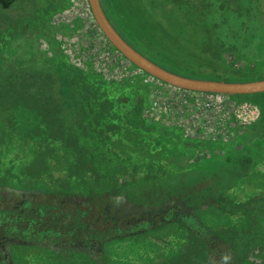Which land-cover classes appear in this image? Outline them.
<instances>
[{"label":"flooded vegetation","instance_id":"1","mask_svg":"<svg viewBox=\"0 0 264 264\" xmlns=\"http://www.w3.org/2000/svg\"><path fill=\"white\" fill-rule=\"evenodd\" d=\"M26 3L29 8H36L40 16L32 23L23 24L33 29L43 18H52L61 10L64 0H26ZM205 3L203 8L208 11L216 9L234 19L239 18L243 9L240 0H206ZM14 33L9 28L0 39V46ZM64 63L71 72V81L76 79L77 90L73 84L70 88L74 92L61 93L66 104L64 121L59 127L63 134L55 132L44 116L57 108H32L39 103L38 98L24 99L0 113L1 124L7 123L8 114L19 108L35 115L28 135L21 134L20 129L6 128L7 136L23 146L41 148L22 175L0 170V264H197L195 254L185 252L186 247L173 260L163 248L165 235L158 239L152 234L168 231L172 225L180 226V217L194 216L197 221L202 209H229L220 200L225 193L216 183L219 173L182 168L173 159L156 152L122 150L130 131L156 138L172 136L177 140L184 133L175 127L161 128L160 132L149 121L145 115V94L138 82L106 81L81 73L68 61ZM174 72L186 74V71ZM237 97L229 98L238 102ZM44 103L53 104L54 100ZM70 121L74 122L71 129ZM89 129L97 132L95 140L104 146V155L113 163L110 166L113 171H96L89 164L82 144V138L93 135ZM69 154L73 155L71 163L61 168L59 161L69 160ZM235 190L248 192L232 187L226 195ZM207 197L209 202L203 204ZM216 238L222 242L225 239ZM125 240L159 241L163 245L161 250L138 253L127 262L117 260L116 253L110 250L113 244ZM216 246V242L210 246L212 259H216L210 264L213 261L225 264L228 257L218 256ZM185 256L190 260H185ZM228 261L233 263L231 258Z\"/></svg>","mask_w":264,"mask_h":264},{"label":"rangeland","instance_id":"2","mask_svg":"<svg viewBox=\"0 0 264 264\" xmlns=\"http://www.w3.org/2000/svg\"><path fill=\"white\" fill-rule=\"evenodd\" d=\"M146 1L153 8L152 11L146 12V17L151 16L152 23L167 26L166 20L170 18H178L183 23L189 22L190 19L193 32L198 35L193 36L196 42L191 43L189 37L182 38L171 29V33L168 30L161 32L162 30L156 28L158 25H155L154 30L148 31L166 52L165 55L152 53L153 56L165 63L168 69L186 71L188 77L211 81L264 80V0H240L243 9L238 19L216 9L208 11L203 8L206 0ZM51 19L47 26L39 24L27 32L10 35L9 41L6 40L0 46V81L13 79L30 71L43 72L50 68L53 70L57 63L65 60L95 78L103 76L110 82H138L140 91L145 94V115L160 128V132L163 130L161 128L170 130L167 128L172 127L174 122L164 118L162 115L165 114L160 111H156L158 118L151 115L150 105L153 94L161 93L157 96L158 100L163 98L164 101L166 95L162 93L173 89L162 86L161 83L144 84L149 78L147 73L124 57H114L110 51V42L95 21L88 0H64L63 8ZM7 30H1L0 37ZM59 47L60 50L56 53ZM203 48L206 51L204 55L198 51L194 53L195 49ZM226 75L229 76L228 79H221ZM61 78L64 84H68V92H74L70 84L63 81L66 79L63 73ZM76 84L73 86L75 90ZM236 100L241 104L258 107L262 115L264 114V93L242 95ZM166 101L170 102L169 99ZM20 109L8 114L7 123H0V170H8L16 175H22L31 158L41 149L37 145L23 146L19 142L15 143L13 137L7 136L6 128L20 129L24 135L30 133L35 115ZM73 125L74 122L70 121L69 129ZM81 130L80 134L83 133V129ZM89 132L93 133L89 139L81 136L88 162L94 170L108 172L113 163L104 155V146L95 140L97 132L91 129ZM220 134L221 132H218V137L210 138L206 135L200 139H187L182 134L177 140L172 136L156 138L130 131L121 148L131 149V152H156L157 155L173 159L182 168L199 170L202 173L218 172L222 178L221 181L218 180V187L225 194L237 186L248 190L242 193L241 197H233L232 193V196L228 195L232 201L241 200L242 210H248L240 219L226 221L213 209H208L207 213L202 211L200 219L212 231H217L226 221V229L235 232L232 234L234 238L229 240L225 234L219 232V238H225L224 242L217 239V243L222 244L226 251L225 257H228L224 260L225 264H264V119L261 118L257 123L246 127L237 124L233 119L226 135ZM69 157V160L59 161L61 168H66L71 163L73 155L69 154ZM42 165L46 167L45 163ZM208 198L202 202L208 203ZM168 229L152 235L158 239H162V234L165 235L163 248L176 260L178 251L181 253L185 247L191 248V237L178 225H172ZM157 242L125 240L113 244L110 250L116 253L117 260L130 262L138 253L143 255L149 251L161 250L160 245L163 244ZM229 258L233 263L228 261Z\"/></svg>","mask_w":264,"mask_h":264},{"label":"trees","instance_id":"3","mask_svg":"<svg viewBox=\"0 0 264 264\" xmlns=\"http://www.w3.org/2000/svg\"><path fill=\"white\" fill-rule=\"evenodd\" d=\"M103 8L109 17L110 21L117 28V30L124 36L126 40L130 42L134 47L138 48L144 55L149 57L155 63L161 65L162 67L168 69L166 64L163 63L158 57H154L152 53H156L159 55H165L166 52L164 48L158 44L157 41L151 37V33L148 31L150 29L155 28V25H158L156 28L162 30L161 32L169 29L175 31L179 36L185 38V36L189 37V41L191 43H195L196 40L193 39V36L198 37L196 33L193 32V23L190 19L189 22L183 23L178 18H170L166 20L167 26L163 24H155L150 20V17H146L147 11H152L153 8L150 7V3L146 0H101ZM40 19V16L37 15V9L32 7L29 8L26 0H0V31L4 29H13L16 34H21L24 31L32 30L28 26L23 25L24 23H32L33 20ZM52 19L43 18L41 24L47 26ZM38 25L35 26V28ZM157 30V29H156ZM12 34V35H15ZM171 33V32H170ZM5 34L2 36L4 37ZM0 37V39L2 38ZM194 48V47H192ZM149 49V51H148ZM60 50V47L57 49ZM186 52H191L190 50ZM197 51L205 54L206 51L203 49H195L194 53ZM193 52V51H192ZM150 54L149 56L147 54ZM65 60H61L53 70L50 68L49 70L38 72V71H30L26 72L23 75H19L14 77L13 79L9 78L7 80L0 81V112L10 110L12 107L20 104L24 99L28 101L31 97L38 98L39 103L32 107L33 109L39 110L42 108H50L55 107L58 110L53 113L47 111L45 118L49 120L55 132H60L63 134V130L60 129V125L62 121V116H64V107L66 104L64 103V99L62 98L61 93L63 91H69L67 89L68 84H64L60 79L62 73L66 77L63 81H66L70 85L73 86L75 84L76 79H72L71 81V72H68L67 65H65ZM81 73H86L84 70L77 68ZM172 72L174 70L168 69ZM193 71V70H192ZM197 72V71H193ZM176 73V72H175ZM88 75V74H87ZM188 77L186 74H180ZM103 78V76L101 77ZM104 79V78H103ZM107 81V80H106ZM65 82V83H66ZM54 94H51V93ZM231 97V96H230ZM237 97V96H236ZM239 97V96H238ZM50 99L54 100V103H44V101H49ZM215 175H212V177ZM217 177V185L219 181L222 180L220 174H216ZM210 177L208 178V180ZM213 181V179L211 178ZM219 180V181H218ZM238 187V186H237ZM226 195V194H225ZM222 194L220 196V200L229 206V209L226 207L219 208L217 210L214 209L216 214H220L219 217H223L224 220H229V218L237 220L245 215L248 210H242L241 203L242 201H232L230 198ZM233 197L242 196V193H239L235 190L232 193ZM230 194V196H232ZM204 204V202H202ZM212 209V207L210 208ZM208 209H202L204 212H208ZM201 211V212H202ZM223 215L221 216V214ZM182 222H179L180 227L185 229L191 237L190 246L191 248H186L185 252H190L195 254L196 263L197 264H210L212 259V251L210 245L213 242L217 243V238L220 234L219 232L225 234L226 239L234 238L231 230H227V226L223 222L221 228L217 231H212L210 227L203 223L202 220L194 216H185L180 217ZM199 230V231H198ZM221 230V231H220ZM227 230V231H226ZM212 242V243H211ZM215 252L218 256L225 257L226 251L222 248V244L217 243L215 247ZM185 260H190L188 256L184 257ZM218 260V259H217ZM185 262V261H184ZM212 264H220L218 261H213Z\"/></svg>","mask_w":264,"mask_h":264},{"label":"built area","instance_id":"4","mask_svg":"<svg viewBox=\"0 0 264 264\" xmlns=\"http://www.w3.org/2000/svg\"><path fill=\"white\" fill-rule=\"evenodd\" d=\"M110 49L116 59L124 57L111 43ZM148 76L144 84L159 85L161 83L160 85L173 89L162 93L166 95L164 101H162L163 98L158 100L157 96L161 93L152 95L151 115L158 118L156 111L164 113L165 115H162L164 118L174 122L172 127L181 130L189 138L200 139L206 135L210 138L218 137V132L226 135V131L232 126L233 119L237 124L246 127L257 123L262 118L260 108L232 100L230 102V96L185 91Z\"/></svg>","mask_w":264,"mask_h":264},{"label":"water","instance_id":"5","mask_svg":"<svg viewBox=\"0 0 264 264\" xmlns=\"http://www.w3.org/2000/svg\"><path fill=\"white\" fill-rule=\"evenodd\" d=\"M88 1L95 21L108 41L119 52H121L126 59L148 75L155 77L173 87L195 93H216L226 96L255 95L264 93V80L228 82L195 79L180 75L162 67L142 54L124 39L107 16L101 0Z\"/></svg>","mask_w":264,"mask_h":264}]
</instances>
